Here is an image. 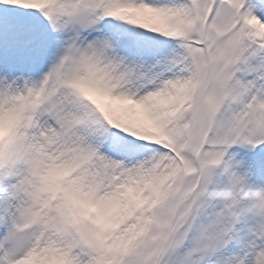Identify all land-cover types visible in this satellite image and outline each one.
I'll use <instances>...</instances> for the list:
<instances>
[{"label": "snow or ice", "instance_id": "1", "mask_svg": "<svg viewBox=\"0 0 264 264\" xmlns=\"http://www.w3.org/2000/svg\"><path fill=\"white\" fill-rule=\"evenodd\" d=\"M0 264H264V0H0Z\"/></svg>", "mask_w": 264, "mask_h": 264}]
</instances>
